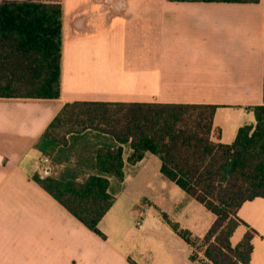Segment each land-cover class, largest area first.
<instances>
[{"label":"crops","instance_id":"obj_1","mask_svg":"<svg viewBox=\"0 0 264 264\" xmlns=\"http://www.w3.org/2000/svg\"><path fill=\"white\" fill-rule=\"evenodd\" d=\"M58 1L59 97L0 98V264H203L149 227L165 228L158 216L148 219L149 208L136 225L125 180L143 162L159 169L156 156L130 166L131 149L122 145L125 177L117 188L110 178L117 193L97 226L103 239L32 180L51 170L35 144L65 103L81 101L215 105L213 128L230 145L241 126L254 124L250 108L262 104L264 0ZM237 215L258 233L250 264H264V199L244 202ZM213 220L188 230L202 237ZM244 231L236 229L233 245Z\"/></svg>","mask_w":264,"mask_h":264},{"label":"trees","instance_id":"obj_2","mask_svg":"<svg viewBox=\"0 0 264 264\" xmlns=\"http://www.w3.org/2000/svg\"><path fill=\"white\" fill-rule=\"evenodd\" d=\"M61 31L58 0L0 1V98L59 97ZM215 110L206 104L67 102L35 144L51 166L50 175L31 178L104 239L97 226L124 180L122 145L128 144V165H136L146 153L156 156L161 176L214 216L205 234L197 237L160 213L190 247V261L250 264L258 233L237 212L246 201L264 199V77L262 104L250 108L255 122L241 126L230 145L221 143L220 130L213 128ZM240 226L245 231L233 245L231 237Z\"/></svg>","mask_w":264,"mask_h":264},{"label":"rangeland","instance_id":"obj_3","mask_svg":"<svg viewBox=\"0 0 264 264\" xmlns=\"http://www.w3.org/2000/svg\"><path fill=\"white\" fill-rule=\"evenodd\" d=\"M155 159L159 164L158 159ZM125 181L128 184L126 192L130 199L131 212L136 216L134 219L137 221L136 225L142 223L143 210L146 207L149 208L148 214L152 217L148 219L152 221V218L158 216L165 228L164 230L163 228L159 229L156 223L149 227L153 228V231L157 227L159 235H170L172 238L170 242L177 246L179 253L181 255L186 253L189 256L190 247L162 220L160 213H165L181 227L187 229L191 227L194 231L198 230L197 225L201 223L200 220H204L207 226L212 220V214L180 188L164 179L159 173V169L149 162H143L131 168ZM191 233L195 235L192 231ZM170 242L169 245H171Z\"/></svg>","mask_w":264,"mask_h":264}]
</instances>
